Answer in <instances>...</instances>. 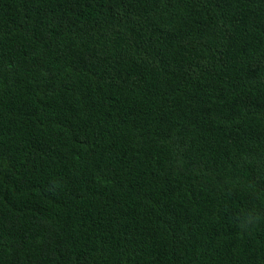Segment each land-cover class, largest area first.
<instances>
[{
	"label": "trees",
	"instance_id": "obj_1",
	"mask_svg": "<svg viewBox=\"0 0 264 264\" xmlns=\"http://www.w3.org/2000/svg\"><path fill=\"white\" fill-rule=\"evenodd\" d=\"M0 264H264V0H0Z\"/></svg>",
	"mask_w": 264,
	"mask_h": 264
}]
</instances>
